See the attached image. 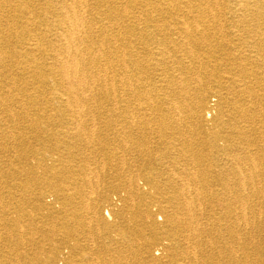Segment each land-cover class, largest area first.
<instances>
[{"label":"bare ground","instance_id":"bare-ground-1","mask_svg":"<svg viewBox=\"0 0 264 264\" xmlns=\"http://www.w3.org/2000/svg\"><path fill=\"white\" fill-rule=\"evenodd\" d=\"M196 1L175 17L192 1L0 0V214L17 231L0 264L54 263L19 228L50 225L44 197L69 234L118 231L64 264H264V0H226L229 20ZM100 172L121 194L84 201Z\"/></svg>","mask_w":264,"mask_h":264},{"label":"rangeland","instance_id":"rangeland-1","mask_svg":"<svg viewBox=\"0 0 264 264\" xmlns=\"http://www.w3.org/2000/svg\"><path fill=\"white\" fill-rule=\"evenodd\" d=\"M190 1H192V3H191V6L188 7V8H190L189 12L187 11V9H185L184 6H182L180 8V10H179V7H178L175 10V15L174 16L175 17L176 16H185L186 14H187L186 16H188V15L189 16H195V15H197V13H198V11L200 9L198 7L199 6V3L196 0H190ZM39 3H40V1H39ZM226 3H227L226 0L225 1H222V2L220 0L218 4L212 5L210 7L208 6L206 16L207 17H213V16L214 17H218V16H220L223 19H227V20L232 19V15H231L229 9L226 10V6L228 5V3H227V5H226ZM89 4L91 5V6L90 5L88 6L89 10L90 11L91 10H94L93 7H92V5H95L94 0L93 1L92 0H89ZM151 7H152V5H150L149 2H148L147 7L146 6H144V7L142 6L140 8H142V9L149 8L150 10H152ZM37 12H38V10H37ZM133 14L135 15V17H140L144 13H142V10L136 9L135 10V13H133ZM133 14H128L129 15V17L127 18L128 21L133 20L132 19V17H134ZM152 14H155V13H152ZM48 38L50 39V36ZM213 83H214V81L211 79L209 81V83H208V86H210L212 84L211 87H213L215 85ZM204 84H205V82H204ZM7 89H8V87H3L2 88V92H4V90L6 91ZM213 99H215V97H207L205 99V105H207L206 106L207 110L208 109H210L212 111L215 110V108H214L215 107L214 106L215 100H213ZM90 102L91 101H88V103H90ZM96 104H97V102H96ZM33 111L36 112V110H32L31 113H29V115H32L34 113ZM83 112H87V111H83ZM208 113L206 115H209L208 116V118H209V117L212 116V112H208ZM26 125H27L26 123H23V124H20V127H26ZM1 167H3L4 169H7V165L1 164ZM110 175H106V172H100L97 175H90V178L88 179V182L91 185L88 186V188L85 190V196L83 195V200L84 201H87L89 199V196H91V194H90V191L91 190L92 191H99V189H101L103 187L108 188L111 184H116L118 181L113 176L114 174L111 173ZM109 176H110V178H109ZM5 181H7V183H9V184H13V182H15V184L17 185V182L20 183L22 181V179L17 177L14 180V178H12V177L9 176V177H7L5 179ZM111 181H112V183H110ZM92 186H93V188H92ZM96 188H98V189L96 190ZM119 188L120 187L115 188V189H111V187H109V189H110L109 192L112 191L111 192V197L112 198H114V196L116 198L119 197V194H121V193H119ZM2 191H3V193L1 194L2 195V198L1 199L3 201V204H6L7 201H8V199H9L10 194H9V191L8 190L6 191V189H3ZM12 191H14V193L12 194V196L14 197V196H18V193L21 190L19 189V187L18 188H15L14 185H13ZM87 192H88V194H87ZM96 195H95V197H96ZM78 200L79 199L76 198L75 203H76V201L78 202ZM114 200H115V198H114ZM51 201H52L51 197H48V198L46 197V199L44 197L42 199V202L43 203L44 202H47V203H49V205H48V208L47 209H44L45 211L44 210L41 211V213H38V215L42 217V216H49V215L53 214L55 216V218L52 219V220H49V223H50L49 226H52L55 229V232H53V233L52 232L51 233L48 232L47 231V228L49 226L46 227V225H44L42 222H38L36 224L37 227H38V231L35 234L29 233V231L26 230V226H24L25 225V221L22 218H21V222L22 223H20V226L21 227H19V228L20 229H25V230H22L23 231L22 233H25L26 236H29V237L32 236L33 238H35V242H36V244H38L40 246L39 247V250H41V251H49V250H52L54 248V245H52L51 243H53V242L56 243V250H55L54 259H53V262L54 263L52 262L53 264H64L65 263V261L67 260V255H69V253L72 250L73 245L75 244V242L77 241V239L79 241H81L83 244H85L84 245L85 248L88 249V251L90 253L94 252L95 254H97V255L100 256V253H97V252H100V250L102 249L101 246H103V244L105 245L106 243H110L109 241H111L112 238H116L118 236L117 235V233H118L117 230H112L110 232H106V231L101 232L98 229L99 227L97 226V224L95 225V228H94V231H93L94 232L93 233V237H89V234L92 233V231H88V229H87L86 226H85V228L83 226V229H84L83 230V235L82 234H78V233L76 234V232L75 233L72 232V234L67 233L66 230H64L62 228V224H61L60 219L56 218V216L58 217L61 214H65V211H60L59 210V207L60 206H59V203L58 202L57 203H54V204H50ZM9 207H10L9 205H7V207H5V209H6V212L5 213H7ZM106 209L109 210L108 207H106V203L105 204H102L99 207V209H98V216H100L101 214H104L107 221H112L111 219H113V218L110 219L108 216H106V213H105V210ZM208 209H212V212L215 213L216 215L222 214L221 213L222 212V207L221 206H216L214 208H208ZM1 213H3V212H1ZM67 213H68L67 215L70 216L69 215V212H67ZM108 213H110V210H109ZM85 214L86 213H83V216ZM12 216L15 217V218H19L21 216V213L20 212H18V213L12 212ZM111 217H112V215H111ZM2 218H4V216L2 214H0V219L2 220ZM159 218H160V215L157 216V219H158L157 221L158 222H161L159 220ZM2 224H4L3 223V220L0 222V250L1 251H4L10 245L11 246L14 245L13 243L16 241V239H17L16 237L17 236L15 235V231L16 230L11 229L9 225L6 227L5 225H2ZM16 233H17V231H16ZM49 234H51V235H49ZM115 242H117V241H115ZM116 245H118V244L117 243H115V244L113 243V246L116 247Z\"/></svg>","mask_w":264,"mask_h":264}]
</instances>
